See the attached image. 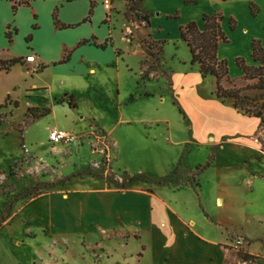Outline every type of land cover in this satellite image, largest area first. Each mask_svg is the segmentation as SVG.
Segmentation results:
<instances>
[{
  "label": "rangeland",
  "instance_id": "rangeland-1",
  "mask_svg": "<svg viewBox=\"0 0 264 264\" xmlns=\"http://www.w3.org/2000/svg\"><path fill=\"white\" fill-rule=\"evenodd\" d=\"M116 4L121 7V1ZM162 8H150L156 24L149 28L127 18L134 22L122 25L121 37L133 41L115 37L125 57L119 66L115 59L105 62L89 77L40 76L19 64L0 73V264H180L178 251L156 244L153 230L157 217H166L163 206L178 215L174 203L192 217L198 211L220 216L211 219L241 257L249 241L241 228L249 235L264 233V220L247 223L241 214L244 184L249 178L254 183L252 171L263 170L264 124L252 140L258 159L246 144L207 135L201 111L214 109L206 101L215 96L214 79H197L198 66L190 63L178 33L184 25L179 19L196 11L177 7L176 0ZM164 11H178L179 19L161 20L157 13ZM111 13L124 19L122 12ZM222 50L231 56L226 45ZM229 76L230 83L222 80L225 87L253 82ZM31 82L75 96L47 99L27 90ZM247 94L264 95V89ZM46 109L50 114L41 116ZM54 128L77 137L53 144L48 135ZM194 128L201 138L192 135ZM198 227L205 231L201 222Z\"/></svg>",
  "mask_w": 264,
  "mask_h": 264
},
{
  "label": "crops",
  "instance_id": "crops-1",
  "mask_svg": "<svg viewBox=\"0 0 264 264\" xmlns=\"http://www.w3.org/2000/svg\"><path fill=\"white\" fill-rule=\"evenodd\" d=\"M116 1L118 0L110 1L111 9L108 11L103 6V0H93L94 6L89 15V0H25L27 3H18V0H0V59L21 57V61L15 65L19 64L25 71L40 76L45 72H54L53 74L57 77L70 75L89 77L102 70L105 62H112L114 59L119 66L125 57L123 50L120 47H115L117 36L125 43L129 42L130 44L133 41H127L121 37V27L126 23L141 20L128 21L125 15L123 20H120L118 16L113 19L112 10L123 14L126 10V0H119L121 7H118ZM250 1L257 7L255 15L250 13ZM167 2L168 0H140V10L146 12L149 18V26L145 25L146 28L156 24L153 22L155 19L150 13V8L163 10L162 6ZM13 5L16 6L14 12ZM176 5L182 9H192L196 12L184 21L179 19L177 13L179 10L177 12L164 11V13H157V15L161 14L160 18L163 21L179 19L180 24L194 20L199 28H202V13L221 12L223 14L221 27L227 35L228 42L219 43L216 54L219 59L227 60L228 73L235 77L242 76V70L235 64L237 57L242 56L247 65H259V62L254 61L251 56V41L252 39H259L264 48V0H176ZM54 11L60 24L70 26H56L53 22ZM238 13H242V19L239 18ZM230 18L235 19L234 29H230ZM116 29L117 33H115ZM6 32H9L10 38ZM150 36L154 39L156 37L153 34ZM27 37H29L28 40H26ZM83 40L88 41L80 43ZM105 41L106 46L104 48L99 47ZM136 42L143 52L138 41ZM224 45L230 50V57L223 52L222 47ZM28 54H34V62L29 63L24 60ZM65 55L67 58L62 61ZM126 66L128 65L126 64ZM10 69L0 71V73H7ZM201 78L198 72L197 79L200 80ZM171 80L172 85H174L173 73ZM88 84L86 85L87 88L92 87L93 90L100 91L96 89L93 83ZM117 88H121L119 83ZM27 90L36 93L41 92L47 99L61 94L75 96L72 90L63 91L58 95L53 94L49 85L46 86L45 83L31 82ZM206 101H211L214 106L213 111H201V119L210 127L207 135L212 136L214 140L230 138L246 144L255 152L254 157L258 159L257 151L252 148L254 147L252 140L260 126L259 119L240 114L231 107L230 103L222 102L215 96L206 99ZM68 105H70L69 102ZM68 108L71 109V107ZM190 118L196 122L193 116ZM246 122L251 123L250 128L245 125ZM212 129L213 133L211 134ZM195 130V128L192 130V135L201 138ZM262 154L264 155V153ZM251 174L255 180L253 183V179L249 178L244 184L246 187L244 195L247 199L245 208L241 212L242 220L247 223L255 217L264 220V166L262 171H252ZM253 191L257 194L255 199L249 196ZM218 200L221 202L222 199L218 198ZM163 207L166 210V217L158 216L156 219L158 223L153 225V230L157 233L155 243L162 244L169 253L175 248L178 251L180 264H264V233L249 235L243 230V227L241 228L242 235L249 239V243L246 242L244 245L243 253L247 256V259H244L235 253L226 242L224 233L221 231L222 226L211 219V216L215 218L220 216L208 214L209 212L202 214L199 211L200 216L197 217L185 215L183 213L185 208H180L176 203L172 205V209L178 215L174 216L170 213V209ZM198 221L205 225V231L199 229ZM208 221L214 224H210ZM187 225L191 226L190 231L187 230ZM209 229H211L212 234ZM251 238H255V241H251ZM257 243L260 247L255 249Z\"/></svg>",
  "mask_w": 264,
  "mask_h": 264
},
{
  "label": "trees",
  "instance_id": "trees-1",
  "mask_svg": "<svg viewBox=\"0 0 264 264\" xmlns=\"http://www.w3.org/2000/svg\"><path fill=\"white\" fill-rule=\"evenodd\" d=\"M90 1L89 15L92 13L94 6L93 0ZM140 0H126V10L124 15L126 18L132 16L134 19L141 20L145 25H149V18L146 12L140 10ZM18 3H27L19 1ZM16 6L13 5V12ZM249 10L252 15L257 13L256 5L250 1ZM223 15L215 12L212 14L202 13L201 20L202 28H199L194 20L188 21L179 27V38L188 47L190 53V63L197 64L199 74L202 78L210 75L214 79V88L212 93L217 99L222 102L230 101V105L240 114L253 116L259 119L261 124H264V95H250L247 92L262 91L264 89V48L260 44L259 39L251 41V56L254 61L259 62L258 66L247 65L242 57L235 59V64L242 70V78L247 81H253L251 84H246L242 87H236L234 84L228 87L222 85V80L230 83L232 79L228 73L227 61L217 57V47L219 43L228 42L227 35L221 27ZM53 22L59 27H68L70 25L60 24L56 18L55 11L53 12ZM230 29H234L235 21L229 19ZM10 38L9 32H6ZM29 37L26 38L28 40ZM88 40H83L80 43H85ZM159 41V40H158ZM163 43V41H160ZM106 41L101 43L99 47L104 48ZM67 55L62 58L65 61ZM21 57H13L9 59H0V71H8L13 65L19 63ZM70 104V102H69ZM3 105L0 104V107ZM48 110L40 113L45 115ZM259 139V137H258ZM242 258L247 259L245 253H242Z\"/></svg>",
  "mask_w": 264,
  "mask_h": 264
},
{
  "label": "built area",
  "instance_id": "built-area-1",
  "mask_svg": "<svg viewBox=\"0 0 264 264\" xmlns=\"http://www.w3.org/2000/svg\"><path fill=\"white\" fill-rule=\"evenodd\" d=\"M103 6L106 10H109L110 8V0H103ZM24 60L26 62L32 63L35 61V56L34 54H28L25 56ZM77 134L73 133L68 130L64 129H57L54 128L49 132L48 139L51 143L53 144H58V143H69L72 142L76 139ZM241 241H238L237 243H240Z\"/></svg>",
  "mask_w": 264,
  "mask_h": 264
}]
</instances>
